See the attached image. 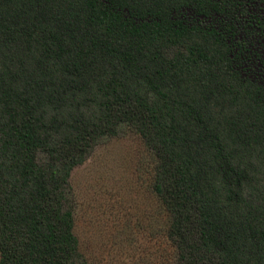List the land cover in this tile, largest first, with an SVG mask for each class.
Instances as JSON below:
<instances>
[{"label": "trees", "instance_id": "trees-1", "mask_svg": "<svg viewBox=\"0 0 264 264\" xmlns=\"http://www.w3.org/2000/svg\"><path fill=\"white\" fill-rule=\"evenodd\" d=\"M125 132L171 264H264V0H0V264H87L71 172Z\"/></svg>", "mask_w": 264, "mask_h": 264}, {"label": "rangeland", "instance_id": "rangeland-1", "mask_svg": "<svg viewBox=\"0 0 264 264\" xmlns=\"http://www.w3.org/2000/svg\"><path fill=\"white\" fill-rule=\"evenodd\" d=\"M153 162L142 140L125 132L102 140L71 172L74 232L87 264H171Z\"/></svg>", "mask_w": 264, "mask_h": 264}]
</instances>
